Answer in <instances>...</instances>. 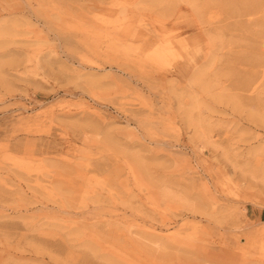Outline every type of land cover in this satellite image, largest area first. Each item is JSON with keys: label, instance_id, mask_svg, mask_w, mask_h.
<instances>
[{"label": "rangeland", "instance_id": "obj_1", "mask_svg": "<svg viewBox=\"0 0 264 264\" xmlns=\"http://www.w3.org/2000/svg\"><path fill=\"white\" fill-rule=\"evenodd\" d=\"M245 2L0 0V264H264Z\"/></svg>", "mask_w": 264, "mask_h": 264}, {"label": "crops", "instance_id": "obj_2", "mask_svg": "<svg viewBox=\"0 0 264 264\" xmlns=\"http://www.w3.org/2000/svg\"><path fill=\"white\" fill-rule=\"evenodd\" d=\"M257 215L260 219H264V209H260L258 212H257Z\"/></svg>", "mask_w": 264, "mask_h": 264}, {"label": "bare ground", "instance_id": "obj_3", "mask_svg": "<svg viewBox=\"0 0 264 264\" xmlns=\"http://www.w3.org/2000/svg\"><path fill=\"white\" fill-rule=\"evenodd\" d=\"M246 0H244V2H245ZM243 2V1H242ZM246 3V2H245ZM254 3V2H253ZM249 6V5H248ZM243 9H245V8H243ZM246 11V10H245Z\"/></svg>", "mask_w": 264, "mask_h": 264}]
</instances>
